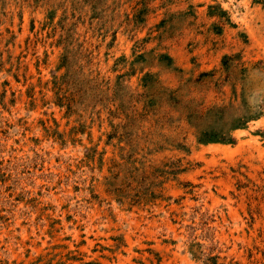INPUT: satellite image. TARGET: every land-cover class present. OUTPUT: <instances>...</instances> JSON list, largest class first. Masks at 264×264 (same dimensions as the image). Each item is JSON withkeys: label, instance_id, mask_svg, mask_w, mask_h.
I'll return each mask as SVG.
<instances>
[{"label": "rangeland", "instance_id": "1", "mask_svg": "<svg viewBox=\"0 0 264 264\" xmlns=\"http://www.w3.org/2000/svg\"><path fill=\"white\" fill-rule=\"evenodd\" d=\"M0 264H264V0H0Z\"/></svg>", "mask_w": 264, "mask_h": 264}]
</instances>
